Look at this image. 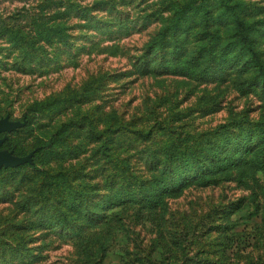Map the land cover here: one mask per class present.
Segmentation results:
<instances>
[{
	"label": "rangeland",
	"instance_id": "374dc122",
	"mask_svg": "<svg viewBox=\"0 0 264 264\" xmlns=\"http://www.w3.org/2000/svg\"><path fill=\"white\" fill-rule=\"evenodd\" d=\"M118 1L126 26L44 43L31 70L0 53V117L22 122L0 147L28 156L0 164V264H264V80L228 37L254 20L264 59V0ZM169 13L181 39L150 64ZM61 197L99 221L71 211V234Z\"/></svg>",
	"mask_w": 264,
	"mask_h": 264
},
{
	"label": "trees",
	"instance_id": "16d2710c",
	"mask_svg": "<svg viewBox=\"0 0 264 264\" xmlns=\"http://www.w3.org/2000/svg\"><path fill=\"white\" fill-rule=\"evenodd\" d=\"M2 5L0 0V53L8 52L12 57H22L23 59L15 60L14 64L18 69L26 71L35 67V57H43L40 53V47L44 43H64L65 45H73L77 39L89 37V33L75 31L77 29L93 30L105 29L118 24L120 26L127 25V17L123 10L113 11L110 9V2L114 6L118 0H4ZM124 1V0H123ZM171 3V0H169ZM104 12L100 15V12ZM151 13L145 14V17ZM220 14H225L220 12ZM222 15V17H223ZM208 18V16H206ZM209 18L211 19L212 17ZM231 20L234 23L232 29L228 30L230 39L229 46L239 45V48L246 57V66L237 67L241 70L253 72L252 78H257L258 75L264 80V59L262 51L255 45L256 33L259 28L255 25V21L244 19L237 13H232ZM164 24L157 30L155 37L149 41L146 49L139 57H147L150 64L153 62L150 57H171L172 40H180V31L178 28L171 29V14L164 17ZM121 28V27H120ZM122 29V28H121ZM182 31V30H181ZM84 36V37H83ZM82 37V38H81ZM89 41H92L91 35ZM25 57H29L25 59ZM1 61V58H0ZM7 61V59L5 60ZM162 64L168 65L166 58L157 62V66ZM149 65V64H148ZM8 97V96H7ZM5 97V98H7ZM1 102V99H0ZM3 109L0 104V110ZM256 134L253 139L264 142V122L256 123ZM142 137L148 139L152 133V127L147 129L140 128L137 131ZM6 144V142H4ZM174 188V187H173ZM61 197L57 205L56 217L57 221L68 223L71 225V234L74 230L78 232L83 229L77 220L66 218L68 213L75 211L78 214L89 211L96 212L88 215L93 222H98L95 217L97 215V206L83 207L82 203H65ZM104 206V205H102ZM104 208V207H103ZM95 209V210H94ZM51 217H48L46 222H51ZM91 256L95 255V249L88 248V253ZM101 261V259L99 260ZM99 264V263H98Z\"/></svg>",
	"mask_w": 264,
	"mask_h": 264
},
{
	"label": "water",
	"instance_id": "95a60500",
	"mask_svg": "<svg viewBox=\"0 0 264 264\" xmlns=\"http://www.w3.org/2000/svg\"><path fill=\"white\" fill-rule=\"evenodd\" d=\"M21 123V121L9 119L8 116L0 117V132L6 129H13ZM2 142L3 138H0V144ZM27 157L28 156H14L10 151L0 147V164L4 162L6 164L15 165L24 161Z\"/></svg>",
	"mask_w": 264,
	"mask_h": 264
}]
</instances>
